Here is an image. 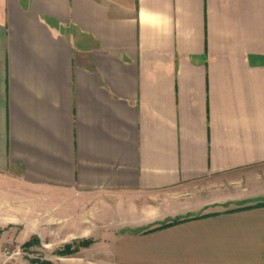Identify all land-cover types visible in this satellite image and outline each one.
<instances>
[{
  "label": "crops",
  "instance_id": "crops-1",
  "mask_svg": "<svg viewBox=\"0 0 264 264\" xmlns=\"http://www.w3.org/2000/svg\"><path fill=\"white\" fill-rule=\"evenodd\" d=\"M0 230L264 264V0H0Z\"/></svg>",
  "mask_w": 264,
  "mask_h": 264
},
{
  "label": "rangeland",
  "instance_id": "rangeland-1",
  "mask_svg": "<svg viewBox=\"0 0 264 264\" xmlns=\"http://www.w3.org/2000/svg\"><path fill=\"white\" fill-rule=\"evenodd\" d=\"M29 200L31 199L30 196L33 197L34 199V192H29L28 194ZM36 216L35 213H29L28 219H34ZM1 232V230H0ZM29 229H28V234H29ZM10 236V235H9ZM36 236L34 233H31L29 235L28 240L32 237ZM91 240V243L93 242V238H86ZM84 240V239H82ZM27 241V240H26ZM25 242V241H24ZM24 242L20 243V241L16 240H5V239H0V260H2L5 264H19V262H23V264H47L46 261H50L49 258L52 257V250L55 249V246L57 247V243L47 245V249H43V247L40 245V241L36 242L35 238H32L30 244L28 246H24ZM70 244V248H74L75 250L71 253H75L78 249V245L82 246L78 243V241L68 243ZM90 244V243H89ZM88 244V245H89ZM61 249L65 246L60 245ZM57 250V249H55ZM54 250V251H55ZM67 253V254H71ZM61 255V254H60ZM65 255V254H62ZM58 260V258H56ZM65 261H61L64 264H68L65 259H61ZM51 262V261H50ZM52 264V262H51Z\"/></svg>",
  "mask_w": 264,
  "mask_h": 264
},
{
  "label": "trees",
  "instance_id": "trees-1",
  "mask_svg": "<svg viewBox=\"0 0 264 264\" xmlns=\"http://www.w3.org/2000/svg\"><path fill=\"white\" fill-rule=\"evenodd\" d=\"M178 220H173L172 222H177ZM169 223H162V224H160V226L159 227H163V226H165V225H168ZM32 238H35L36 239V242H38L39 240L37 239V237L36 236H32L29 240H27V241H25L24 242V246H28L29 244H30V242H31V240H32ZM78 243L80 244V245H88L89 243H91V240H89V239H84V240H78ZM75 249L74 248H70V244H65V246L62 248V249H57V250H55V253H57V254H67V253H71V252H73ZM47 262V264H51V262L50 261H46Z\"/></svg>",
  "mask_w": 264,
  "mask_h": 264
}]
</instances>
